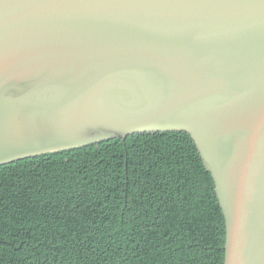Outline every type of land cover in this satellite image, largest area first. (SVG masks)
Wrapping results in <instances>:
<instances>
[{
    "label": "water",
    "instance_id": "obj_1",
    "mask_svg": "<svg viewBox=\"0 0 264 264\" xmlns=\"http://www.w3.org/2000/svg\"><path fill=\"white\" fill-rule=\"evenodd\" d=\"M184 132L264 264V0H0V166Z\"/></svg>",
    "mask_w": 264,
    "mask_h": 264
},
{
    "label": "trees",
    "instance_id": "obj_2",
    "mask_svg": "<svg viewBox=\"0 0 264 264\" xmlns=\"http://www.w3.org/2000/svg\"><path fill=\"white\" fill-rule=\"evenodd\" d=\"M211 175L184 132L0 166V264H223Z\"/></svg>",
    "mask_w": 264,
    "mask_h": 264
}]
</instances>
